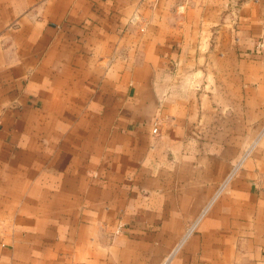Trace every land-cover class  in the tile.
Returning a JSON list of instances; mask_svg holds the SVG:
<instances>
[{"label":"crops","instance_id":"1","mask_svg":"<svg viewBox=\"0 0 264 264\" xmlns=\"http://www.w3.org/2000/svg\"><path fill=\"white\" fill-rule=\"evenodd\" d=\"M167 257L264 264V0H0V264Z\"/></svg>","mask_w":264,"mask_h":264},{"label":"built area","instance_id":"2","mask_svg":"<svg viewBox=\"0 0 264 264\" xmlns=\"http://www.w3.org/2000/svg\"><path fill=\"white\" fill-rule=\"evenodd\" d=\"M120 231V226L116 227V232ZM170 257H167L161 264H169Z\"/></svg>","mask_w":264,"mask_h":264}]
</instances>
